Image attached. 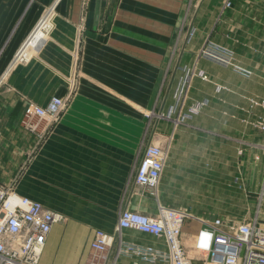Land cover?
<instances>
[{"label":"crops","instance_id":"crops-1","mask_svg":"<svg viewBox=\"0 0 264 264\" xmlns=\"http://www.w3.org/2000/svg\"><path fill=\"white\" fill-rule=\"evenodd\" d=\"M46 17L52 27L40 52L11 68ZM208 41L232 50L250 75L200 58ZM8 71L0 89V183L16 180L21 196L65 217L40 264H88L97 232L114 234L122 210L156 216L159 203L241 207L232 217L264 226L257 209L264 207V132L253 125L264 108L251 105L264 101V0H0V77ZM191 72L182 113L205 104L175 127L166 115ZM70 94L42 141L22 129L30 105ZM147 122H155L149 138ZM150 143L169 149L156 196L132 181ZM228 182L239 185L235 196ZM202 227L186 221L189 250ZM123 240L166 250L163 240L134 230ZM114 255L111 249L105 264ZM135 262L123 256L116 264Z\"/></svg>","mask_w":264,"mask_h":264},{"label":"built area","instance_id":"built-area-1","mask_svg":"<svg viewBox=\"0 0 264 264\" xmlns=\"http://www.w3.org/2000/svg\"><path fill=\"white\" fill-rule=\"evenodd\" d=\"M231 7V2L225 4ZM45 33L51 26L41 20L30 37L14 57L11 68L29 62L39 53L35 38L40 30ZM195 30H191L188 42L193 39ZM35 45V46H34ZM34 48L37 50H34ZM200 56L222 66L231 67L236 72L249 76L250 72L236 65L233 51L208 41ZM10 68V69H11ZM9 71L0 77V89L5 83ZM199 76L205 78L202 72ZM194 73L188 74L178 90L179 100L166 115L177 123H184L199 114L205 103H197L188 112L180 111V102L186 96ZM71 102V94L66 98L53 97L46 106L30 105L22 120L25 129L42 141L56 124ZM252 107H264V101L251 100ZM253 125L264 132V117H259ZM169 155V149L153 143L145 150L132 171L135 185L155 195ZM191 216L185 212L159 206L156 216L141 214L130 209L120 212L114 234L99 231L92 243L93 255L88 264H105L109 251L119 243L117 256L113 264L123 256L134 257L150 264H264V226L256 221L229 226L221 219L202 221L203 227L193 238L191 250L183 240V228ZM61 213L47 209L41 203L21 196L16 191V180L10 184L0 183V264H40L47 238L55 224L64 222ZM134 230L163 240L166 250L151 246L142 247L126 243L123 232ZM210 239L207 247H201L202 236ZM191 252L193 255H191ZM195 256H198L199 259ZM201 257V258H200ZM134 264H138L135 262Z\"/></svg>","mask_w":264,"mask_h":264},{"label":"rangeland","instance_id":"rangeland-1","mask_svg":"<svg viewBox=\"0 0 264 264\" xmlns=\"http://www.w3.org/2000/svg\"><path fill=\"white\" fill-rule=\"evenodd\" d=\"M52 23V22H51ZM51 27H52V24L50 25ZM49 32V31H48ZM47 32V33H48ZM46 33V35H48ZM190 33V32H189ZM188 36H189V34H188ZM188 36H187V39H188ZM181 37V36H180ZM44 41V40H43ZM43 41H42V45H43ZM188 41V40H187ZM42 45H41V47H39L38 49L40 50L41 48H42ZM205 46V45H204ZM220 46H222V45H220ZM223 47H225V46H223ZM225 48H227V47H225ZM227 49H229V48H227ZM202 50V49H201ZM201 50H200V52H201ZM230 50V49H229ZM232 51V50H231ZM200 52H199V57L200 58H203V57H201L200 56ZM34 55H36V53H33ZM187 96H188V92H187V94H186V96H183V98H182V100H181V102H180V105H179V107H180V111L183 109L182 107L184 106V102H185V100H186V98H187ZM197 104V103H196ZM264 108V107H263ZM190 110V109H189ZM188 110V111H189ZM187 111V112H188ZM149 113H150V110H149V112H148V116H149ZM186 113V112H185ZM187 122V121H186ZM154 123L155 122H147V130H148V138L150 137V135H149V133L153 130V126H154ZM175 123V127H178V126H180V125H182V124H185V122L184 123H177V122H174ZM21 127H22V129L25 131V132H28L26 129H25V127L23 126V124H22V122H21ZM151 142H153V135H152V137H151ZM141 156H139V158H140ZM237 189H239V185L236 183V182H228V194H230L231 196H235L236 195V190ZM156 191H155V195L154 196H156ZM179 199H184V197H178ZM159 206H163V207H165V208H169V209H175V210H179V211H182V212H185L186 214H188L189 216H191V217H193L195 220H204V219H199L198 218V216H196V214L198 215V214H202V213H207V214H210L211 215V218H210V220H212L213 218H216V217H218V216H221V218H223L225 221H226V223H227V225H229V226H233V225H238V224H241V223H244V222H242V221H240L239 219H235L234 217H232V215L231 214H234V213H236V212H240L243 208H241V207H235V208H233V207H222V206H206V207H171V206H166V205H163V204H160L159 203ZM159 208V207H158ZM257 209H259V210H261V209H263L264 210V207H261V206H259V207H257ZM195 214V215H194ZM221 214V215H220ZM222 214H224V215H222ZM209 219V218H208ZM204 221H207V220H204ZM187 222H189V219L187 220ZM197 222V221H196ZM196 224V223H195ZM191 225V226H193L194 228H196V226L198 227L196 230H198L199 228H200V223H197L196 225ZM264 224V223H263ZM161 246H160V248L162 249H164V245H165V247H166V244H160ZM148 247V246H147ZM112 249H114V251H115V258H116V256H117V252H118V249H119V243L117 242L116 244H115V246L112 248ZM189 250V249H188ZM191 255H193V253L191 252ZM196 257V259L198 258L199 259V257L198 256H195ZM201 258V257H200ZM139 262V263H138ZM138 264H140V262L141 263H145V264H150V263H148V262H145V261H142V260H138ZM196 264H201V262H199V261H196Z\"/></svg>","mask_w":264,"mask_h":264},{"label":"bare ground","instance_id":"bare-ground-1","mask_svg":"<svg viewBox=\"0 0 264 264\" xmlns=\"http://www.w3.org/2000/svg\"><path fill=\"white\" fill-rule=\"evenodd\" d=\"M43 20H45V22H47L48 25H51V22L49 21V19L46 17V18H43ZM46 38V33L41 29L39 32H38V35L37 37L35 38V41H36V44L39 47H41L42 45V41ZM34 45V46H35ZM43 46V45H42ZM42 49V48H41ZM40 49V50H41ZM34 50H37V48ZM199 222H202L201 220H199Z\"/></svg>","mask_w":264,"mask_h":264},{"label":"snow or ice","instance_id":"snow-or-ice-1","mask_svg":"<svg viewBox=\"0 0 264 264\" xmlns=\"http://www.w3.org/2000/svg\"><path fill=\"white\" fill-rule=\"evenodd\" d=\"M210 239V237L207 235V234H205V235H203L202 236V240H201V247H207L208 245H207V241Z\"/></svg>","mask_w":264,"mask_h":264}]
</instances>
